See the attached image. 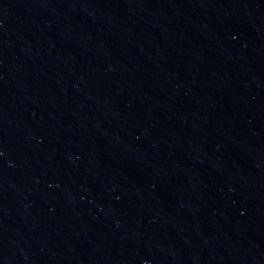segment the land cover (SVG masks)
<instances>
[{"label": "water", "instance_id": "95a60500", "mask_svg": "<svg viewBox=\"0 0 264 264\" xmlns=\"http://www.w3.org/2000/svg\"><path fill=\"white\" fill-rule=\"evenodd\" d=\"M0 264H264V0H0Z\"/></svg>", "mask_w": 264, "mask_h": 264}]
</instances>
